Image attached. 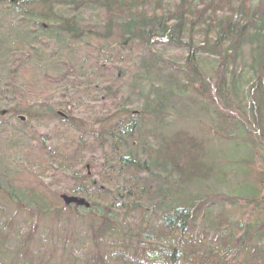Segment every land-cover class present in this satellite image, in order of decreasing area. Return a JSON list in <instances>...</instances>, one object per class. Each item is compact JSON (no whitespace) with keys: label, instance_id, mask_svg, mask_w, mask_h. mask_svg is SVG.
<instances>
[{"label":"trees","instance_id":"trees-1","mask_svg":"<svg viewBox=\"0 0 264 264\" xmlns=\"http://www.w3.org/2000/svg\"><path fill=\"white\" fill-rule=\"evenodd\" d=\"M8 45L0 117L45 161L0 187V264H264V190L211 151L264 149V0H0Z\"/></svg>","mask_w":264,"mask_h":264},{"label":"rangeland","instance_id":"rangeland-1","mask_svg":"<svg viewBox=\"0 0 264 264\" xmlns=\"http://www.w3.org/2000/svg\"><path fill=\"white\" fill-rule=\"evenodd\" d=\"M20 48L21 47L16 46L14 50V45H8L6 47L4 58L0 56L1 60L3 59L2 60L3 65H1L3 67V70L1 74H6L4 65L7 64V66H9L11 59H12V55H14L15 57L17 53L14 54V52ZM7 90L9 91V93H11V96L9 97L11 98L14 93L12 92V89L10 87ZM1 97L2 95L0 94V99ZM3 104L4 102L0 101V105H3ZM263 114H264V109H263ZM14 126L15 125H14L13 119H9L8 116L4 117L3 115H1L0 117V187H1V191L3 195L4 193H7L5 189L9 190L10 188H13V187H18L21 190L25 191L28 188V186H30V182H31V178H30L31 176L27 173L28 171H30L28 167L29 161H31L32 164H40L41 160L45 161V159H41V154H38L39 152H36V153L34 152L33 147L25 148V149H29L30 153H27L25 151L23 152L19 151V148L22 145H26V144H22L18 142L21 140H18L16 142L14 141ZM55 128L63 136L64 140L66 141V144H64V147H62V151L65 154H68V153L71 154L70 152L76 151L78 146L74 142H72L71 139L69 140L67 139L68 133L64 129L63 125L59 126L56 123ZM53 129H54L53 126L48 127V129H45L43 126V127L38 128V132L40 133L39 135H42L46 132L51 131L53 135L56 132ZM252 134H257V132L253 131ZM226 135H229L231 137L233 136V134H230V133ZM238 137L234 135V138L232 139V141H216L211 149L212 154H213L212 160L213 162H215L216 166L221 165V167L224 169L226 168L235 169L234 171L236 172V174L233 175V178L231 174L230 176L233 179V181H231V185L236 187L237 190L245 191L246 188L248 189L247 187L248 182L249 183L252 182V185H254L255 187L257 186L258 188H261L262 190H264V164L258 162L257 158L255 159V157L260 153L261 155H264V152H263L264 149L253 151L250 145H248L244 141H240ZM235 141L239 142L238 147L234 146ZM56 143L58 144V146L61 145L59 141H56ZM48 145L52 146L54 145V143L52 145L51 144H48ZM33 154H37L36 158L33 157L30 159L28 155H33ZM25 159H27L28 161ZM248 160L253 161V165L251 169L249 166H246L245 164ZM48 165L49 164L45 165L43 168H47ZM50 169L52 168L50 167ZM54 171L57 172V175L54 177H48V176L43 177L44 183H48L51 181L61 182V181H64L66 178L69 179L67 174L60 172L55 165H54ZM206 189H209V187H206ZM222 189L223 188L220 186L219 190H222ZM225 194L228 195L227 192ZM0 196L3 199V196L2 195ZM71 197H73V195H71ZM52 199H54V196L48 197V200H52ZM257 200L258 199H255L254 202H257ZM245 202L246 201L244 200L243 201L239 200V205H243V203ZM8 204H12V203L8 202ZM13 210L15 212V209ZM234 210H235V214H233V216L235 219L241 218L244 221H249L252 218L251 215L253 212H251V207L242 208L241 206V207H236ZM18 214L19 212H17L15 215H18ZM87 245L93 251V247L91 246L89 242H87ZM104 247L108 248L102 242L100 243V247L99 248L96 247V248H98V250H103ZM85 252L86 250H83L81 253L85 255ZM55 253L56 254L53 255V258H50V260L47 261V264H59L57 263L59 262L57 257L58 255H61L60 250L56 251ZM93 253L95 254L96 251ZM7 256L8 255H6V257ZM107 263L115 264V263H119V261L113 259V260L108 261Z\"/></svg>","mask_w":264,"mask_h":264},{"label":"water","instance_id":"water-1","mask_svg":"<svg viewBox=\"0 0 264 264\" xmlns=\"http://www.w3.org/2000/svg\"><path fill=\"white\" fill-rule=\"evenodd\" d=\"M68 202H73L74 201V198L70 197L67 199Z\"/></svg>","mask_w":264,"mask_h":264}]
</instances>
